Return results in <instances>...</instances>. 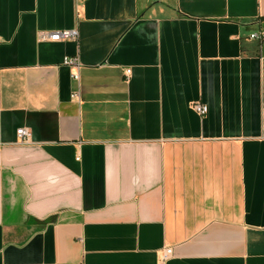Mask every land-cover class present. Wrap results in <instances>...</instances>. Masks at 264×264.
Wrapping results in <instances>:
<instances>
[{
    "label": "crops",
    "instance_id": "1",
    "mask_svg": "<svg viewBox=\"0 0 264 264\" xmlns=\"http://www.w3.org/2000/svg\"><path fill=\"white\" fill-rule=\"evenodd\" d=\"M260 30L264 0H0V264H264Z\"/></svg>",
    "mask_w": 264,
    "mask_h": 264
},
{
    "label": "built area",
    "instance_id": "2",
    "mask_svg": "<svg viewBox=\"0 0 264 264\" xmlns=\"http://www.w3.org/2000/svg\"><path fill=\"white\" fill-rule=\"evenodd\" d=\"M79 37V33L77 29H65L61 31H56L54 33H50L48 39L53 41H63V40H77ZM250 38L253 40H257L260 43H264V30H260L258 32H254L250 34ZM63 63L65 65L71 66L78 70L80 68V62L78 57H65ZM75 80L79 79L78 72L73 74ZM193 110L199 115H205L208 111V107L201 103H194L192 105ZM17 136L20 143H28L31 138V131L27 128L21 127L17 129ZM173 256V248L168 247L164 250L162 254L161 261L165 262Z\"/></svg>",
    "mask_w": 264,
    "mask_h": 264
}]
</instances>
